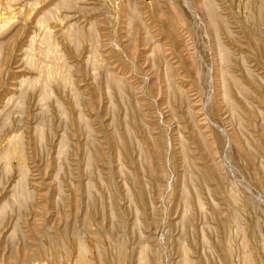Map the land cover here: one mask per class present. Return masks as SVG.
Masks as SVG:
<instances>
[{"label": "rangeland", "instance_id": "374dc122", "mask_svg": "<svg viewBox=\"0 0 264 264\" xmlns=\"http://www.w3.org/2000/svg\"><path fill=\"white\" fill-rule=\"evenodd\" d=\"M0 16V264H264V0Z\"/></svg>", "mask_w": 264, "mask_h": 264}, {"label": "bare ground", "instance_id": "6f19581e", "mask_svg": "<svg viewBox=\"0 0 264 264\" xmlns=\"http://www.w3.org/2000/svg\"><path fill=\"white\" fill-rule=\"evenodd\" d=\"M3 18H4V16H2V17L0 16V21L3 22V23H6L5 21H2Z\"/></svg>", "mask_w": 264, "mask_h": 264}]
</instances>
